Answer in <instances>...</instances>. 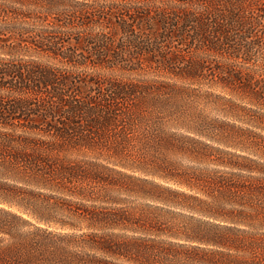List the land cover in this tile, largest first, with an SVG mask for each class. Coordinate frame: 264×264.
Masks as SVG:
<instances>
[{
    "label": "rangeland",
    "instance_id": "rangeland-1",
    "mask_svg": "<svg viewBox=\"0 0 264 264\" xmlns=\"http://www.w3.org/2000/svg\"><path fill=\"white\" fill-rule=\"evenodd\" d=\"M1 2L0 66L33 87L13 90L12 77L0 75V104L26 107L7 130L103 173L113 201L83 202L142 218L145 226L125 233L158 249H221L264 264V12L254 30L261 47L245 62L200 45L201 33L180 26L178 0ZM43 76L47 83H38ZM116 87L132 89L128 103L108 99ZM72 104L81 110L70 121ZM100 109L119 120L103 127ZM124 115L137 118L126 131L131 141L115 133ZM139 120L153 126L144 161L120 149L140 143ZM66 126L77 127L74 139L56 135ZM228 235L239 249L224 244Z\"/></svg>",
    "mask_w": 264,
    "mask_h": 264
},
{
    "label": "trees",
    "instance_id": "trees-1",
    "mask_svg": "<svg viewBox=\"0 0 264 264\" xmlns=\"http://www.w3.org/2000/svg\"><path fill=\"white\" fill-rule=\"evenodd\" d=\"M178 1L185 7L180 26L191 25L196 33H201L200 45L234 57L242 54L245 62L255 59L254 47H261L262 42L259 43L260 36H255L254 30L260 22L257 14L264 12V0ZM5 6L0 3L1 10ZM198 7L203 12L194 10ZM176 32L178 29L173 33ZM6 74L12 77L9 88L24 93L32 87L23 83L26 80L18 70L0 66V75ZM41 78L38 83H47L48 79ZM131 90L116 87L108 99L117 102L121 98L128 103ZM25 110L23 101L0 104V264H250L244 256L230 251L199 246L158 249L155 241L125 233L123 230L145 226L139 222L142 218L121 206L108 208L83 202L113 201L108 199L112 183L103 173L52 155V149L38 138L7 130L14 126L9 120L24 116ZM80 110L79 105H71L70 121ZM100 110L98 121L103 127L119 120ZM135 120V116L121 117L120 127L115 130L120 139L132 140L133 133L128 135L126 131H133ZM143 123L146 127H139L138 135H134L139 147L134 142H120V149L124 146L125 150L122 152L134 151V158L138 156L141 161L145 160L153 133L151 123L139 120L138 126ZM76 130L77 127H57L55 133L67 141L75 138ZM159 139L161 143L162 137ZM18 182L53 188L56 192L30 189ZM222 240L228 246L240 248L235 245L236 236L228 235Z\"/></svg>",
    "mask_w": 264,
    "mask_h": 264
}]
</instances>
